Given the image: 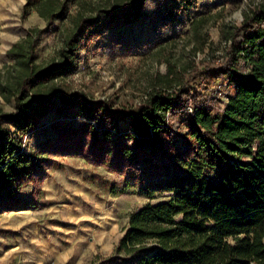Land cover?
Masks as SVG:
<instances>
[{"label":"trees","instance_id":"1","mask_svg":"<svg viewBox=\"0 0 264 264\" xmlns=\"http://www.w3.org/2000/svg\"><path fill=\"white\" fill-rule=\"evenodd\" d=\"M194 1L178 8L188 10ZM147 2L26 0L22 17L35 10L46 26L28 28L9 48L15 79L0 78L1 95L15 101L14 112L0 108V213L36 208L55 157H83L159 181L170 195L133 212L112 255L98 253L94 262L264 264V3L252 4L232 26L224 57L199 60L174 83L171 70L137 106L93 100L59 82L75 68L90 30L138 19ZM57 19L67 21L63 46L56 61L39 64L38 47ZM201 21L191 23L197 41ZM226 77L234 85L229 95L218 90ZM55 110L62 115L55 121L58 137L28 152L29 129ZM75 115L84 127L65 124ZM27 185H33L30 200L22 196Z\"/></svg>","mask_w":264,"mask_h":264},{"label":"rangeland","instance_id":"2","mask_svg":"<svg viewBox=\"0 0 264 264\" xmlns=\"http://www.w3.org/2000/svg\"><path fill=\"white\" fill-rule=\"evenodd\" d=\"M181 1L148 0L140 18L90 30L80 43L75 68L59 79L62 87L117 107L137 106L171 70L174 83L185 68L199 60L224 57L231 43L232 26L243 19L252 4L264 3L195 0L186 10L178 8ZM25 3L0 0V78L4 82L14 80L16 74L9 48L26 38L28 28L46 26L35 10L22 17ZM196 18L203 19L200 41L191 31ZM66 23L65 19H57V29L43 37L37 63L47 65L57 60ZM218 90L229 95L234 85L226 77ZM0 108L15 111L14 99L5 100L1 91ZM61 116L55 110L39 126L29 129L24 137L28 152L58 137L62 127L55 121ZM65 122L74 129L85 126L82 116H67ZM7 126L15 131L11 124ZM127 127L121 123V128ZM46 175L36 208L0 213V264H99L94 256L112 255L133 212L170 196L159 181L116 172L83 157L57 156ZM32 190L33 185L24 187L25 200L33 198Z\"/></svg>","mask_w":264,"mask_h":264}]
</instances>
